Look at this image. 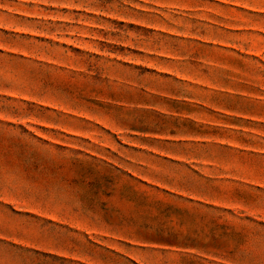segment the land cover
Wrapping results in <instances>:
<instances>
[{
  "label": "rangeland",
  "instance_id": "374dc122",
  "mask_svg": "<svg viewBox=\"0 0 264 264\" xmlns=\"http://www.w3.org/2000/svg\"><path fill=\"white\" fill-rule=\"evenodd\" d=\"M0 264H264V0H0Z\"/></svg>",
  "mask_w": 264,
  "mask_h": 264
}]
</instances>
